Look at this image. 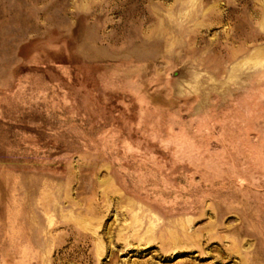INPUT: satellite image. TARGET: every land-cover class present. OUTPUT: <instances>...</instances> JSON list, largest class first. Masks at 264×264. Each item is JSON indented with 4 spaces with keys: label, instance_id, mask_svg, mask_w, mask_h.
<instances>
[{
    "label": "rangeland",
    "instance_id": "rangeland-1",
    "mask_svg": "<svg viewBox=\"0 0 264 264\" xmlns=\"http://www.w3.org/2000/svg\"><path fill=\"white\" fill-rule=\"evenodd\" d=\"M0 264H264V0H0Z\"/></svg>",
    "mask_w": 264,
    "mask_h": 264
}]
</instances>
